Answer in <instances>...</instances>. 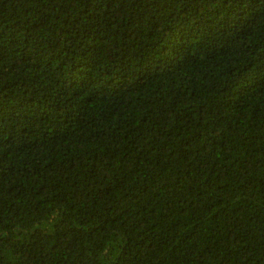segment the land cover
Returning a JSON list of instances; mask_svg holds the SVG:
<instances>
[{
  "label": "trees",
  "instance_id": "obj_1",
  "mask_svg": "<svg viewBox=\"0 0 264 264\" xmlns=\"http://www.w3.org/2000/svg\"><path fill=\"white\" fill-rule=\"evenodd\" d=\"M0 264H264V0H0Z\"/></svg>",
  "mask_w": 264,
  "mask_h": 264
}]
</instances>
